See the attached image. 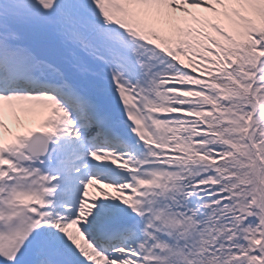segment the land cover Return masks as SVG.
<instances>
[{"label": "snow or ice", "instance_id": "1", "mask_svg": "<svg viewBox=\"0 0 264 264\" xmlns=\"http://www.w3.org/2000/svg\"><path fill=\"white\" fill-rule=\"evenodd\" d=\"M0 264H264V0H0Z\"/></svg>", "mask_w": 264, "mask_h": 264}, {"label": "bare ground", "instance_id": "2", "mask_svg": "<svg viewBox=\"0 0 264 264\" xmlns=\"http://www.w3.org/2000/svg\"><path fill=\"white\" fill-rule=\"evenodd\" d=\"M93 190V192L95 191L94 189H92Z\"/></svg>", "mask_w": 264, "mask_h": 264}, {"label": "rangeland", "instance_id": "3", "mask_svg": "<svg viewBox=\"0 0 264 264\" xmlns=\"http://www.w3.org/2000/svg\"><path fill=\"white\" fill-rule=\"evenodd\" d=\"M91 190V189H90ZM91 191H93V190H91Z\"/></svg>", "mask_w": 264, "mask_h": 264}]
</instances>
